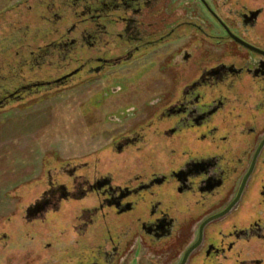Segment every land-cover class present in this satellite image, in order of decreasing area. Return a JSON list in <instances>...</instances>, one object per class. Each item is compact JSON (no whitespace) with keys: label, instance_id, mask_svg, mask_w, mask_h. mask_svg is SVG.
<instances>
[{"label":"flooded vegetation","instance_id":"flooded-vegetation-1","mask_svg":"<svg viewBox=\"0 0 264 264\" xmlns=\"http://www.w3.org/2000/svg\"><path fill=\"white\" fill-rule=\"evenodd\" d=\"M66 94L0 264H264V0H0V120Z\"/></svg>","mask_w":264,"mask_h":264},{"label":"rangeland","instance_id":"rangeland-1","mask_svg":"<svg viewBox=\"0 0 264 264\" xmlns=\"http://www.w3.org/2000/svg\"><path fill=\"white\" fill-rule=\"evenodd\" d=\"M74 99L73 94H66V98H62L64 102H60L62 108L59 107L58 103L61 99H57V103L54 105L58 107L55 108L53 113L50 105L43 104L34 107L33 113H31V110L29 113L19 114L15 118L8 116L0 120V196L2 198L11 195L13 183L15 185L19 184V194L23 196L26 194L25 192L29 187L28 183L32 181H28V179L38 173H31L28 164L37 161V158L40 157V153H38L40 146L51 151L62 152L64 155L65 153L71 155L82 147H90V145L101 143L103 137H93L95 134L89 135L90 132L80 138H71L69 135L66 138H59L60 136L56 135L59 130V120L64 118L65 121L62 127L65 131L68 128V133H70V126H73L71 121L77 113L75 105L71 103L74 102ZM63 109L66 112L62 113L58 119L59 110L62 112ZM43 125L45 126L41 129L40 127ZM39 128V132L36 133ZM46 135L50 137L49 140L46 139L47 141L43 137ZM32 155L35 156L34 159ZM24 182L26 184H22Z\"/></svg>","mask_w":264,"mask_h":264}]
</instances>
